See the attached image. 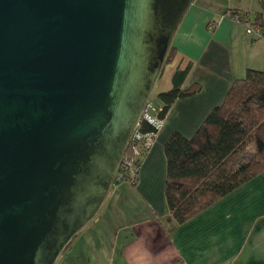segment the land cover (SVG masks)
<instances>
[{
  "label": "water",
  "instance_id": "95a60500",
  "mask_svg": "<svg viewBox=\"0 0 264 264\" xmlns=\"http://www.w3.org/2000/svg\"><path fill=\"white\" fill-rule=\"evenodd\" d=\"M193 0H0V264H55L100 212Z\"/></svg>",
  "mask_w": 264,
  "mask_h": 264
},
{
  "label": "crops",
  "instance_id": "0c3cea01",
  "mask_svg": "<svg viewBox=\"0 0 264 264\" xmlns=\"http://www.w3.org/2000/svg\"><path fill=\"white\" fill-rule=\"evenodd\" d=\"M258 2L260 9L253 11L226 8L214 0H193L181 20L172 42L176 58L163 65L160 74L170 67L172 88L173 72L189 63L182 88L198 84L200 89L179 97L169 108L140 166L137 184L127 181L115 184L114 190L111 187L102 206L108 212L105 227L113 225L109 218L124 208L131 219L132 237H110L120 245L119 253L117 246L114 252L108 251L110 264H264V172L183 223L173 218L165 197V145L171 135L193 137L211 110L223 103L235 79L244 78L250 69L264 71V27L254 24V14L261 11ZM230 9H240L243 21L235 20ZM251 26L259 31L248 33ZM98 228L100 252L103 247L106 250L103 235L108 233Z\"/></svg>",
  "mask_w": 264,
  "mask_h": 264
},
{
  "label": "trees",
  "instance_id": "16d2710c",
  "mask_svg": "<svg viewBox=\"0 0 264 264\" xmlns=\"http://www.w3.org/2000/svg\"><path fill=\"white\" fill-rule=\"evenodd\" d=\"M259 1L261 11L254 14V24L264 27V0ZM240 11L228 12L231 16L239 14L243 21ZM176 55V48L171 46L164 66ZM190 68L189 63L178 67L172 75L173 87L159 93L164 113L179 97L200 89L198 84L182 88ZM142 129L152 127L144 124ZM165 153V197L178 223L264 172V71L250 69L244 78L235 79L223 103L211 110L195 135L186 138L174 132L166 142ZM137 180L138 174L126 178L133 185Z\"/></svg>",
  "mask_w": 264,
  "mask_h": 264
},
{
  "label": "rangeland",
  "instance_id": "374dc122",
  "mask_svg": "<svg viewBox=\"0 0 264 264\" xmlns=\"http://www.w3.org/2000/svg\"><path fill=\"white\" fill-rule=\"evenodd\" d=\"M218 1V4L226 6V8H243L250 10H259L260 5L258 0H214ZM171 86L170 81V67L167 66L166 70L160 74L157 78L156 83L153 87L152 93L150 94V99L156 104L161 105L162 100L159 97V93L162 91L169 90ZM167 113L165 114L166 118ZM127 182V181H123ZM121 182V183H123ZM114 183L112 189L115 187ZM113 192L111 193L110 198L112 197ZM107 209L102 207L100 212L96 215V217L85 226L75 237L72 239L69 246L62 252L59 256L58 260L55 264H110L109 261V252H114L117 246V253L120 251V245L117 244V240H111L110 237H114L119 235V237L131 238V230L130 229V220L126 218V213L124 212V208L118 211L116 217H111L108 219L107 227H105V221L107 218ZM111 216V215H110ZM103 232L106 231L108 234H104L103 237H107L104 243L106 250L103 249L100 251L102 254L100 256V252L96 246V239L99 234V228ZM98 230V231H97ZM109 237V239H108ZM106 251V252H105Z\"/></svg>",
  "mask_w": 264,
  "mask_h": 264
},
{
  "label": "built area",
  "instance_id": "2783aa9c",
  "mask_svg": "<svg viewBox=\"0 0 264 264\" xmlns=\"http://www.w3.org/2000/svg\"><path fill=\"white\" fill-rule=\"evenodd\" d=\"M232 17L237 21H242L239 14H235ZM214 26V23L210 24L211 29H213ZM258 31L257 28H253L252 26L247 29L248 33ZM165 114L164 105L158 106L150 98L148 99L141 118L131 136L127 149L122 156L114 183H121L124 179L126 181L128 176L135 178L139 173L144 158L154 146L156 138L164 126ZM144 124L151 126L152 129L146 131L143 130L142 127Z\"/></svg>",
  "mask_w": 264,
  "mask_h": 264
}]
</instances>
